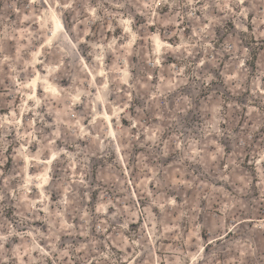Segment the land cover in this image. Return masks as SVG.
<instances>
[{"label":"rangeland","instance_id":"1","mask_svg":"<svg viewBox=\"0 0 264 264\" xmlns=\"http://www.w3.org/2000/svg\"><path fill=\"white\" fill-rule=\"evenodd\" d=\"M0 264H264V0H0Z\"/></svg>","mask_w":264,"mask_h":264},{"label":"bare ground","instance_id":"2","mask_svg":"<svg viewBox=\"0 0 264 264\" xmlns=\"http://www.w3.org/2000/svg\"><path fill=\"white\" fill-rule=\"evenodd\" d=\"M54 13V12H53ZM56 21H58V20H56ZM62 25V24H61ZM59 28V25L58 24H56V26H55V28H54V30H57ZM63 28V27H62ZM55 34V33H54ZM159 42V41H158ZM74 46V45H73ZM50 85V84H49ZM48 174V173H47ZM46 180V179H45Z\"/></svg>","mask_w":264,"mask_h":264}]
</instances>
